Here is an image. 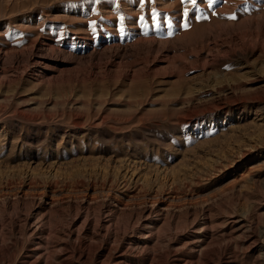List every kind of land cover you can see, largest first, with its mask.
<instances>
[{
  "label": "rangeland",
  "instance_id": "374dc122",
  "mask_svg": "<svg viewBox=\"0 0 264 264\" xmlns=\"http://www.w3.org/2000/svg\"><path fill=\"white\" fill-rule=\"evenodd\" d=\"M0 264H264V0H0Z\"/></svg>",
  "mask_w": 264,
  "mask_h": 264
},
{
  "label": "snow or ice",
  "instance_id": "6c2138e0",
  "mask_svg": "<svg viewBox=\"0 0 264 264\" xmlns=\"http://www.w3.org/2000/svg\"><path fill=\"white\" fill-rule=\"evenodd\" d=\"M193 3H195V0H193Z\"/></svg>",
  "mask_w": 264,
  "mask_h": 264
}]
</instances>
